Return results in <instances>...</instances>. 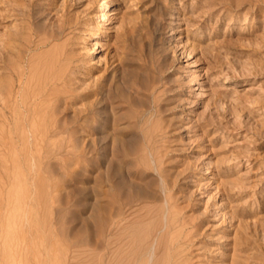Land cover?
<instances>
[{"label":"rangeland","instance_id":"1","mask_svg":"<svg viewBox=\"0 0 264 264\" xmlns=\"http://www.w3.org/2000/svg\"><path fill=\"white\" fill-rule=\"evenodd\" d=\"M106 10L110 18L103 20ZM5 64L26 70L13 91ZM59 71L71 76L67 87L76 92L60 103L62 118L80 115L83 123L98 101L108 105L109 117L121 115L128 141L111 153L102 148V133L81 126L59 136L60 155L43 166L45 206L29 215V226L40 228L47 264H103V191L112 184L105 173L121 168L161 194L149 202L150 208L157 203L155 213L145 209L148 202L142 210L152 217L151 232L170 199L173 217L186 223L172 233L188 232L190 264H264V0H0V87L17 114L24 90L32 95ZM97 87L103 93L85 98ZM17 123L14 116L15 137ZM1 132L10 134L7 127ZM94 138L99 143L92 146ZM21 151L0 146V180L3 166L22 160ZM124 189L113 190L117 210ZM29 234L33 241L36 232ZM29 259L36 264L34 252Z\"/></svg>","mask_w":264,"mask_h":264},{"label":"bare ground","instance_id":"2","mask_svg":"<svg viewBox=\"0 0 264 264\" xmlns=\"http://www.w3.org/2000/svg\"><path fill=\"white\" fill-rule=\"evenodd\" d=\"M109 18L110 16H108V11L106 10L103 13V20ZM94 44L95 45L101 44L100 40L96 39ZM5 62L7 63V61ZM50 64L52 65L51 62ZM50 64L48 66H50L49 68H52ZM7 66H6L7 71L10 69L8 73L13 77L12 86H10L12 87L11 91H13L17 85H21L23 83V81L27 77V74L22 64L19 67L10 64ZM31 70L32 69H30V71ZM53 70L54 69L52 70L49 69L48 71L50 73ZM61 71H59V73ZM49 73L47 74L49 75ZM57 73L54 75L51 73L52 75L50 74L48 77L44 75L47 78L44 81L45 77L43 76L44 77L42 80L43 84L39 88L37 87V85H35L37 90L35 89L32 95H29L28 93L29 91L28 88L30 87L27 86V88H25L28 89V91L24 90L25 92L23 94L24 98L22 100L23 101L22 110L20 109L21 112L19 114H17L16 110L9 102L11 97L8 96V98H6V96L3 94L4 92L2 91V87H0V130L3 131L7 127V129L10 131L9 136H3L5 132L2 134V132L0 131V146H3V148H7V149H17L19 147L21 148V150H23L21 151L23 152V158L18 162V164H16L17 162H13L12 166L8 164L3 166L2 168L4 180L2 179H1L2 181L0 180L1 181L0 229H4L5 233L3 237L4 239L2 244L3 245L2 253L0 255V264H31L29 258L33 252L36 255V262H35L36 264H47L46 261L48 260L45 261L42 254L43 251L41 248V246L45 242L43 243V239L41 237H40L41 239L38 238L39 237L38 232H40V228L38 226H31V225L29 226V215L31 213H35L38 210L40 211L43 205L45 206L44 204L45 183L43 184V178H44L43 166L48 156L51 161L52 158L55 159L57 158V155L58 156L60 155L58 154L57 151L62 144V142L59 140V136L62 133L70 132L73 128L75 129L76 126L78 127L81 126L82 128H86L87 131H89L91 134L102 133V136H99L101 138L100 139L101 144H103L102 148L106 150L110 148L112 150L111 153H113V150L116 147L119 146L125 147L128 141L124 139L122 135L123 134L121 129L122 127L120 126L121 115L113 114L111 117H109L107 113V109L109 108L108 105L106 104L101 105L102 107L100 108L98 107V103H99L98 101L96 102L92 101L93 103L90 106V111L88 116L87 117L84 116L86 117L85 120L83 119L84 122L87 124L86 127L84 126V122L81 123L80 120L82 119V117L80 115L79 116L77 115L78 117L71 121H67L64 117L63 119L62 116L60 115L61 111H63L61 110V105L63 104L60 103L62 102L65 104L70 103L68 102L69 99L70 100L74 99L75 98L74 93L76 92H72V90L70 88L68 89L67 87V85L69 84L72 85L71 76L70 75L68 76L67 72H63L60 74ZM29 76L31 77L30 74ZM37 80L35 81L37 82ZM69 80L71 81V83H69ZM33 87H32V91H33ZM103 90H104L103 87H97L96 89L93 90L90 89V91L86 94L85 98L87 97V95L92 96L93 94L97 95L98 93L99 94L103 93ZM63 91L66 92V96L61 97L60 92L62 93ZM26 92L28 93V96H31L30 98L27 97V95H26L27 98L25 97ZM102 98H98L100 99L99 101H101ZM110 109H113V107ZM99 114H101L102 116H100ZM90 115L93 118H95L94 116L99 115L98 121L93 120V118L90 119L91 118L89 117ZM14 116L18 117L20 120L19 126H18L19 123L18 122L16 127V133H17L16 137L13 136L12 128H11V122ZM95 138L92 141H90V145L95 146L97 143H99V141L98 140L96 141ZM133 143L136 144L137 142L134 141ZM65 146H67V144H65ZM44 151H47V153H45ZM112 157L115 156L113 155ZM153 158L156 159L158 157L154 155ZM115 160L116 159H114V161ZM55 162L56 160L53 163L50 162V164L52 163V166L53 165L55 166L54 164ZM108 166L109 168L112 167L109 164ZM106 171H107V173H105L106 180L110 181L112 184L110 185V187L108 186V188H106L104 191L101 190L104 192V196L107 198L106 203L102 202L105 204L104 206H102L103 209L107 211L104 219L107 226V232H106V238H104L105 239L103 244L104 246L101 247L103 248L104 251L102 263L103 264H190L192 259L190 257L189 251L188 252L186 251L187 249L186 245H188L190 241L189 234H187L188 232H186V235H183L181 232L178 235H174L172 233L173 230H175V228L179 226H180L179 228L180 229L182 228L183 230L184 227L186 226V223H184V220L182 219L183 222L180 221L179 224V220L181 219L173 217L174 213H172L170 209V205H171L169 201L170 199H168L167 196L166 198H164L163 201L164 205L162 204L163 209L160 213L161 216L160 218L159 217L157 218L159 219L158 221H156L153 218V221H156V223H154V226L155 224L156 226L155 228H153V231L151 232L150 230L151 228H149L150 226L148 224L151 223L149 219H151L152 217L151 218H149V216L144 217V215L149 213L143 214L142 210L146 205L149 208L146 207L145 209L153 210L154 208L153 205H155L156 207L157 203L151 204L153 208L152 207L150 208L149 202L153 200H159L161 194H158L159 192L151 189L149 185H142L141 182H138L134 178H132L131 177L133 175L132 171H129L128 175H124L126 174L125 170L123 174L122 168L116 169L118 173L113 172L114 174L109 172V169H107ZM140 173L141 172L136 171L134 172V175L135 176L139 175L140 177H143V174ZM117 174L120 175L118 176L120 178L116 179ZM160 176H161L159 177L161 178L160 181H162V188L160 190H162L167 195V182L163 174H160ZM142 182H144V180ZM148 182H150V179ZM126 187H128L127 190L124 189ZM115 188L124 189L123 190L124 199L122 198V201L119 204L120 205L119 210L114 208V203L116 200H114L113 192L116 191L113 190ZM132 188H135L136 192L132 191ZM154 202L157 201H153V203ZM145 203L147 204L144 205ZM93 205H94L93 207L97 211L99 207L97 201ZM94 211L95 210H93L92 212ZM146 212L148 211L146 210ZM152 212L155 213V210L151 211V213ZM150 216H152V214H150ZM100 217L101 215L99 216V218ZM146 220L149 221L146 222ZM152 225L153 224H151V226ZM43 228H45V226ZM15 229L18 231L16 233L15 232L12 233V231L13 230L15 231ZM105 229L106 228H104V230ZM30 231L36 232V236H33V241L32 240L29 241ZM48 241H50V239ZM94 244L95 245H92L95 246L93 248H95L96 250L97 248L98 249L100 248L97 243ZM99 252L98 253L96 252L95 254L92 253L90 255L94 254L93 256L94 260L97 259V261H99L98 260L99 259L98 255L100 254ZM44 253H46V255H49L47 254V252ZM78 253L74 254L76 258L74 257L70 258L69 261H71L72 259L76 260L79 256ZM84 253L85 252H83V254ZM166 257L167 259H165ZM91 262H93V260Z\"/></svg>","mask_w":264,"mask_h":264}]
</instances>
